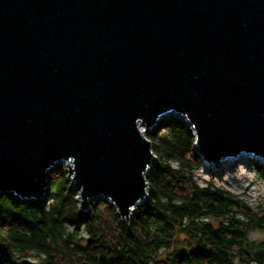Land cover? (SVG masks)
Instances as JSON below:
<instances>
[{
    "label": "water",
    "instance_id": "obj_1",
    "mask_svg": "<svg viewBox=\"0 0 264 264\" xmlns=\"http://www.w3.org/2000/svg\"><path fill=\"white\" fill-rule=\"evenodd\" d=\"M172 113L202 159L264 161V0H0V195L46 198L66 164L84 208L128 220L156 158L141 125Z\"/></svg>",
    "mask_w": 264,
    "mask_h": 264
},
{
    "label": "trees",
    "instance_id": "obj_2",
    "mask_svg": "<svg viewBox=\"0 0 264 264\" xmlns=\"http://www.w3.org/2000/svg\"><path fill=\"white\" fill-rule=\"evenodd\" d=\"M156 153L149 196L124 220L107 199L83 209L67 172L49 179L50 201L0 195V264H264V206L215 180L202 183V157L186 121L170 116L147 132ZM257 172L264 166L257 164Z\"/></svg>",
    "mask_w": 264,
    "mask_h": 264
},
{
    "label": "rangeland",
    "instance_id": "obj_3",
    "mask_svg": "<svg viewBox=\"0 0 264 264\" xmlns=\"http://www.w3.org/2000/svg\"><path fill=\"white\" fill-rule=\"evenodd\" d=\"M170 116H176L178 118L183 119L190 127L184 116L180 114L172 113L161 117L159 122L153 128L157 127L159 123L160 124L163 123L164 120H166ZM194 150H195V142H194ZM201 162L202 163L197 171V178L199 179V181L204 183L206 182V180L212 178L213 180H215L216 183L221 184L226 188H230L231 190L237 193H240L242 196L247 198L251 203L253 204L261 203L264 206V176L260 175V173L257 172V169H255V166L257 164H262L264 166L263 160L259 158H254L247 153H242L240 154L239 157L228 158L227 160L220 162V164L219 163L212 164L204 159H202ZM60 167L61 169L63 168L67 172L66 174L68 178H70L71 185L73 186L72 173L68 170L66 164L56 165L52 169L51 174L54 177L59 176L58 174L60 172ZM261 174H264V169L262 170ZM48 190H49V185L46 190L49 195ZM73 190L78 191L76 197L78 199L79 206H81L83 209H86L82 206L80 201V195H79L80 190L78 188ZM4 193H8V192H4ZM14 195L18 196L17 194ZM50 198H51L50 195L47 196L46 198L41 196L39 197V199L36 198V202L40 203L41 205H46L50 201ZM94 199L95 198L90 200V202L93 203L95 201ZM249 239L251 240L264 239V225L261 227L251 229L249 231ZM27 259L29 260L28 264H43L42 260L39 257H37V255H35V253L33 252L29 253V257L27 256Z\"/></svg>",
    "mask_w": 264,
    "mask_h": 264
},
{
    "label": "bare ground",
    "instance_id": "obj_4",
    "mask_svg": "<svg viewBox=\"0 0 264 264\" xmlns=\"http://www.w3.org/2000/svg\"><path fill=\"white\" fill-rule=\"evenodd\" d=\"M141 128H142V130L144 131V133H146L147 134V132L149 131V129H146V127H145V125H141ZM220 161H218V163H219ZM216 164V163H215ZM220 164V163H219Z\"/></svg>",
    "mask_w": 264,
    "mask_h": 264
}]
</instances>
